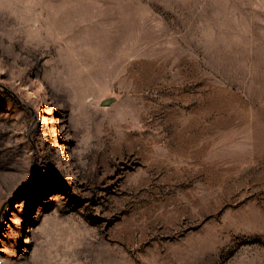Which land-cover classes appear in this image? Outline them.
Returning a JSON list of instances; mask_svg holds the SVG:
<instances>
[{
	"label": "rangeland",
	"instance_id": "374dc122",
	"mask_svg": "<svg viewBox=\"0 0 264 264\" xmlns=\"http://www.w3.org/2000/svg\"><path fill=\"white\" fill-rule=\"evenodd\" d=\"M0 264H264V0H0Z\"/></svg>",
	"mask_w": 264,
	"mask_h": 264
},
{
	"label": "water",
	"instance_id": "95a60500",
	"mask_svg": "<svg viewBox=\"0 0 264 264\" xmlns=\"http://www.w3.org/2000/svg\"><path fill=\"white\" fill-rule=\"evenodd\" d=\"M116 100L115 96H107L100 101L101 105H109Z\"/></svg>",
	"mask_w": 264,
	"mask_h": 264
}]
</instances>
